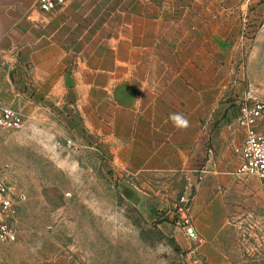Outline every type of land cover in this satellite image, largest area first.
Here are the masks:
<instances>
[{
  "label": "rangeland",
  "instance_id": "obj_1",
  "mask_svg": "<svg viewBox=\"0 0 264 264\" xmlns=\"http://www.w3.org/2000/svg\"><path fill=\"white\" fill-rule=\"evenodd\" d=\"M111 8L119 25L150 22L155 74L209 70L211 100L233 112L264 102V0H115ZM40 115L31 124L25 115L0 147V179L17 209V239L0 244V264H211L201 235L189 240L181 220L185 213L197 229L192 207L204 165L134 171L130 141L109 134L113 121L101 134L78 137L59 113ZM240 181L241 202L226 204L230 228L211 246L235 264H264V187Z\"/></svg>",
  "mask_w": 264,
  "mask_h": 264
},
{
  "label": "crops",
  "instance_id": "obj_2",
  "mask_svg": "<svg viewBox=\"0 0 264 264\" xmlns=\"http://www.w3.org/2000/svg\"><path fill=\"white\" fill-rule=\"evenodd\" d=\"M65 1L45 13L38 0H0V101L30 124L44 110L59 113L78 137L86 130L101 134L113 121L109 134L130 141L126 154L134 171L192 172L204 165L192 207L200 249L211 264H235L211 245L230 228L226 204L239 205L237 192L246 188L234 175L245 140L237 125L240 106L233 112L223 100H211L209 70L155 74L150 22L119 25L115 0ZM173 113H182L189 126L175 127Z\"/></svg>",
  "mask_w": 264,
  "mask_h": 264
},
{
  "label": "built area",
  "instance_id": "obj_3",
  "mask_svg": "<svg viewBox=\"0 0 264 264\" xmlns=\"http://www.w3.org/2000/svg\"><path fill=\"white\" fill-rule=\"evenodd\" d=\"M65 3V0H38L37 5L41 11L48 13ZM236 118L237 125L245 132V140L237 150L234 175L238 180H259L264 187V102L240 106ZM24 125L25 114L0 101V142L7 133L19 131ZM16 214L10 183L0 179V244L16 241V231L12 224ZM183 214L181 220L188 239L199 241L200 236L194 223Z\"/></svg>",
  "mask_w": 264,
  "mask_h": 264
},
{
  "label": "clouds",
  "instance_id": "obj_4",
  "mask_svg": "<svg viewBox=\"0 0 264 264\" xmlns=\"http://www.w3.org/2000/svg\"><path fill=\"white\" fill-rule=\"evenodd\" d=\"M170 120L178 129H186L189 126L188 119L182 113H173L170 115Z\"/></svg>",
  "mask_w": 264,
  "mask_h": 264
}]
</instances>
